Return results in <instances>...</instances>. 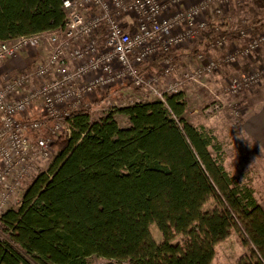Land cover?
<instances>
[{
    "label": "trees",
    "instance_id": "1",
    "mask_svg": "<svg viewBox=\"0 0 264 264\" xmlns=\"http://www.w3.org/2000/svg\"><path fill=\"white\" fill-rule=\"evenodd\" d=\"M65 19L62 0H0V42L58 31ZM216 25L209 21L195 53L213 44ZM219 25L235 37L233 23ZM251 25L264 28V5ZM184 51L170 48L147 71L164 57L177 64ZM140 96L138 87H111L71 113L73 131L57 139L50 167L0 213V264H88L92 255L212 264L216 245L235 231L247 248L236 264H264V209L250 178L227 168L213 129L187 118L184 89L165 101ZM111 97L124 101L104 109Z\"/></svg>",
    "mask_w": 264,
    "mask_h": 264
},
{
    "label": "built area",
    "instance_id": "2",
    "mask_svg": "<svg viewBox=\"0 0 264 264\" xmlns=\"http://www.w3.org/2000/svg\"><path fill=\"white\" fill-rule=\"evenodd\" d=\"M231 1L62 0L66 19L60 30L0 42V213L31 179L35 163L54 158L57 139L73 131L71 113L92 108L97 90L131 85L141 88L138 100L165 101L259 50L264 28L243 19L235 34L239 43L215 26L219 35L212 46L226 49L218 56L198 53L183 69L164 57L158 70L147 71L149 60L198 40L210 17L222 16ZM262 79L264 64L228 77L223 93L237 97ZM219 102L205 111L222 108ZM227 106L238 122V104Z\"/></svg>",
    "mask_w": 264,
    "mask_h": 264
},
{
    "label": "rangeland",
    "instance_id": "3",
    "mask_svg": "<svg viewBox=\"0 0 264 264\" xmlns=\"http://www.w3.org/2000/svg\"><path fill=\"white\" fill-rule=\"evenodd\" d=\"M263 5L264 0H239L238 2L233 0L226 6V11L222 16L214 17L213 15L209 20L214 21L217 25H219L220 22L230 21L238 29V27L242 26L243 19L252 21L253 13L262 12ZM223 28L225 27L223 26ZM234 38L235 43L240 42L239 39H236V36ZM198 42L199 39L191 43L189 47L182 49H188V56L192 57L194 54H197L195 53V48ZM225 50L226 49H224V51ZM187 64L188 59L183 61L181 66L179 64H177V66L183 69V67ZM262 64H264V45L250 58L240 59L238 64L234 63L224 66L222 68L223 71L217 73L213 78H208L203 83H190L183 88L190 100L188 112H186L187 118L194 124H203L215 131L227 152V168L234 174H244L246 177L250 178L259 199L264 198V152L252 141L249 140L246 142L244 140V134L241 130V124L243 122L242 111L243 108H246L247 110L249 106V100L247 99L249 98V95L242 96V94H239V96L235 97V99L232 96L225 95L223 93V87L226 79L231 75H239L241 71L248 69V67H257ZM105 92L106 90H97L93 93L90 97L92 103H94L95 100L101 97ZM219 99L223 102L222 108L205 111L206 108L219 101ZM123 101L124 100L122 98L111 97L107 100L104 109H109L112 105H119ZM231 102L237 103L240 107L238 122L233 121L229 113L227 104ZM195 108H197L198 111L194 113L193 109ZM119 122L123 124V120L121 118H119ZM52 160L53 159H42L36 162L35 167L32 170L31 178L38 170L48 169ZM26 186L27 183L24 184L19 196L12 198L5 205V209L15 205L17 200L20 199V195ZM152 231L153 235L157 239H160L161 236L156 226H152ZM246 250L247 248L241 244L238 239V234L235 231L230 237L216 245V252L212 264H236ZM110 261L112 260L98 255H92L87 259L88 264H108ZM112 262L114 263L116 261L113 260ZM115 264H127V262L122 261L116 262Z\"/></svg>",
    "mask_w": 264,
    "mask_h": 264
},
{
    "label": "crops",
    "instance_id": "4",
    "mask_svg": "<svg viewBox=\"0 0 264 264\" xmlns=\"http://www.w3.org/2000/svg\"><path fill=\"white\" fill-rule=\"evenodd\" d=\"M183 1H184V4H190L194 0H183ZM234 40L235 38L233 36V39L231 41H234ZM222 52H224V49L213 47L211 45L209 49L204 52V55L206 58H210V57L213 58V57L218 56ZM188 54H189V50L186 49L180 55L179 60L177 61L178 62L177 64L181 66L182 62L185 61L186 59H188V64L186 66L193 63L196 59L197 54H195L192 57L188 56ZM243 59H247V58H243ZM239 61L236 62L235 64H238ZM252 68L254 67L253 66H251L250 68L248 67V69L241 71L239 75L249 71ZM241 94L242 96L249 95V98H247L249 100V106L247 110L246 108H243V111H242L243 122L241 124V130L244 134V140L246 142H248L249 140L252 141L253 143L257 144L259 148H261L264 152V80H262L258 85H256L254 89L244 91ZM260 205L264 209V198L260 199Z\"/></svg>",
    "mask_w": 264,
    "mask_h": 264
}]
</instances>
